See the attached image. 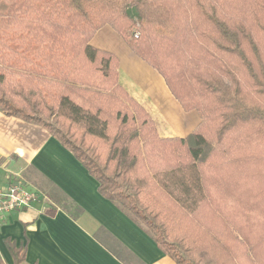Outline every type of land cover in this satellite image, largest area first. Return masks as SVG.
Returning <instances> with one entry per match:
<instances>
[{
    "label": "trees",
    "instance_id": "trees-1",
    "mask_svg": "<svg viewBox=\"0 0 264 264\" xmlns=\"http://www.w3.org/2000/svg\"><path fill=\"white\" fill-rule=\"evenodd\" d=\"M106 25L199 113L185 138H160L91 46ZM0 112L56 138L176 264H264V0H0Z\"/></svg>",
    "mask_w": 264,
    "mask_h": 264
},
{
    "label": "crops",
    "instance_id": "crops-1",
    "mask_svg": "<svg viewBox=\"0 0 264 264\" xmlns=\"http://www.w3.org/2000/svg\"><path fill=\"white\" fill-rule=\"evenodd\" d=\"M91 46L118 61L119 86L153 120L160 138H185L200 123L185 112L163 77L136 56L108 25ZM25 182L38 193L27 210L0 221V258L13 264L4 241L25 250L24 264H176L152 239L98 193V184L71 152L39 126L0 113V187ZM62 193L80 214L56 207L50 189ZM56 208L53 215L47 211Z\"/></svg>",
    "mask_w": 264,
    "mask_h": 264
},
{
    "label": "built area",
    "instance_id": "built-area-1",
    "mask_svg": "<svg viewBox=\"0 0 264 264\" xmlns=\"http://www.w3.org/2000/svg\"><path fill=\"white\" fill-rule=\"evenodd\" d=\"M37 200L38 193L30 190L25 182L10 180L6 187H0V221L11 213L31 208Z\"/></svg>",
    "mask_w": 264,
    "mask_h": 264
},
{
    "label": "rangeland",
    "instance_id": "rangeland-1",
    "mask_svg": "<svg viewBox=\"0 0 264 264\" xmlns=\"http://www.w3.org/2000/svg\"><path fill=\"white\" fill-rule=\"evenodd\" d=\"M110 27V26H109ZM113 29V28H112ZM114 30V29H113ZM115 31V30H114ZM117 33V32H116ZM118 34V33H117ZM119 35V34H118ZM120 36V35H119ZM134 36H135V34H134ZM121 37V36H120ZM122 38V37H121ZM135 38V37H134ZM123 39V38H122ZM124 40V39H123ZM127 45V44H126ZM99 51H101V50H99ZM132 51V50H131ZM102 52H104V51H102ZM133 52V51H132ZM105 53H107V52H105ZM146 63V62H145ZM117 73H118V69H117ZM117 77H118V74H117ZM118 84H119V82H118ZM127 94V93H126ZM1 113V112H0ZM153 121V120H152ZM154 123V122H153ZM0 264H9V263H5V262H3L2 261V259L0 258Z\"/></svg>",
    "mask_w": 264,
    "mask_h": 264
}]
</instances>
